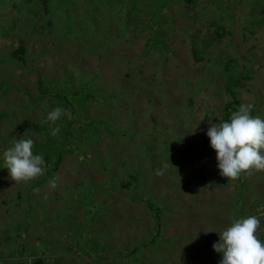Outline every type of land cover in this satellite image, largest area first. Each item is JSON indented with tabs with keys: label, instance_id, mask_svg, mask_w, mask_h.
I'll use <instances>...</instances> for the list:
<instances>
[{
	"label": "rangeland",
	"instance_id": "rangeland-1",
	"mask_svg": "<svg viewBox=\"0 0 264 264\" xmlns=\"http://www.w3.org/2000/svg\"><path fill=\"white\" fill-rule=\"evenodd\" d=\"M262 17L264 0H0V264H220L250 215L264 241V172L228 181L207 136L242 104L264 119ZM224 61L248 73L225 120ZM56 107L72 119L45 123ZM22 136L63 150L27 184L4 160Z\"/></svg>",
	"mask_w": 264,
	"mask_h": 264
},
{
	"label": "clouds",
	"instance_id": "clouds-1",
	"mask_svg": "<svg viewBox=\"0 0 264 264\" xmlns=\"http://www.w3.org/2000/svg\"><path fill=\"white\" fill-rule=\"evenodd\" d=\"M252 109L253 105L242 104L232 112L229 121L215 124L207 131L220 175L228 181L264 172V119L252 116ZM62 115L72 119L70 112L56 107L48 113L45 123L56 124ZM59 132L57 126L51 135L55 137ZM34 143L22 136L13 140L4 152L10 178L17 184H27L46 172L43 157L33 151ZM50 186L56 187L55 180ZM260 226L257 216L250 215L234 219L220 232L219 241L213 244V249L222 254L220 264H264V241L258 236Z\"/></svg>",
	"mask_w": 264,
	"mask_h": 264
},
{
	"label": "trees",
	"instance_id": "trees-1",
	"mask_svg": "<svg viewBox=\"0 0 264 264\" xmlns=\"http://www.w3.org/2000/svg\"><path fill=\"white\" fill-rule=\"evenodd\" d=\"M185 1L189 3L191 0H185ZM260 1H262V0H260ZM257 22H259V21L257 20L255 23H257ZM260 22H259L260 24H263L264 25V17L260 18ZM12 52H13L14 58L15 57H18L19 58L18 55H21L23 53V47H22V45H19L17 48H15L14 50H12ZM191 52H192V55L195 54L194 47H193V50ZM223 63L225 64L224 68L227 70V72L225 74L224 87H225L226 93H228V95L230 97V99H228L227 101H225L224 102V105H223V108L225 110V115L222 118H223V120H225V118L229 119L228 118L229 117L228 116L229 110L234 109L232 107V104L233 103H238V100L235 97V93H234L232 87H233L234 84L239 83V80L242 79L243 77L244 78L248 77V73L245 72L244 74H238L235 77V75L232 74L230 72V70H229V67H228L229 62L228 61H224ZM38 78L39 79L37 80V86H38V88H40V86L42 85V83H41L40 77H38ZM46 92L47 91H43L42 93H46ZM63 99H64V102H67L68 101L66 97H63ZM85 101H86V99H82V101L78 104V106H85ZM62 118L64 119V116L63 115L61 116L60 119L62 120ZM69 121L74 124V126L72 128L71 123L70 122L68 123V127H70V129L68 130V137H70V135L72 137L74 134L71 133L70 131L73 129V131L76 130L78 132L80 126H77V123L76 122H73L72 120H69ZM87 123H89V122H87ZM47 145H49V141L47 139L44 140L42 147H41V144H38V147H39L38 149H40V153H37V154L41 155L43 157L44 161H45L46 173L51 172L53 170H56L57 165L59 164V161H60V159L62 158V155H63V150L60 147L58 149H56V150L53 147L52 150H51V152L53 153L55 151L54 152V155L55 156H54V159H51V152H49V151H47L45 149V147ZM47 164H49V165H47ZM25 192H27V189H23V192L21 190H18L17 191V194L19 195L20 193H25ZM136 198H139V195H137ZM20 199H23V197L20 196ZM148 207H150L152 209L153 219H154V221L157 224L158 206L155 205V203L150 202V205ZM40 261H41V259L39 257H36L35 259L31 260L30 263H28V264H40Z\"/></svg>",
	"mask_w": 264,
	"mask_h": 264
}]
</instances>
